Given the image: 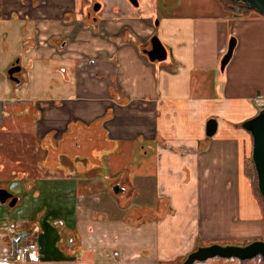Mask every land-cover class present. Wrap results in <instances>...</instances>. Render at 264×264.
<instances>
[{"label":"crops","instance_id":"1","mask_svg":"<svg viewBox=\"0 0 264 264\" xmlns=\"http://www.w3.org/2000/svg\"><path fill=\"white\" fill-rule=\"evenodd\" d=\"M168 1L0 0V147L22 166L2 167L0 188L19 200L0 202V264H159L264 240L242 126L264 106V15ZM153 35L164 60L145 52ZM123 144L140 156L125 201L112 190L122 179L88 181L95 154ZM22 238L36 250L17 260Z\"/></svg>","mask_w":264,"mask_h":264},{"label":"water","instance_id":"2","mask_svg":"<svg viewBox=\"0 0 264 264\" xmlns=\"http://www.w3.org/2000/svg\"><path fill=\"white\" fill-rule=\"evenodd\" d=\"M132 4L138 5V0H130ZM236 3H241L250 7L257 12L264 15V0H232ZM100 5L97 3L94 6L95 10H98ZM236 46V39L232 37L230 39L228 49L222 60V68L230 61L234 48ZM150 60H164L167 57V50L162 44L160 38L157 35L151 37V49L145 50ZM21 70V66L18 61L8 70L10 78L14 81H19L15 77V73ZM242 126L251 133L253 138L252 148V161L256 170L258 179V189L264 200V107L261 108L258 113L252 118L244 121ZM217 121L215 119L208 120L206 124L207 136H212L216 132ZM119 186L114 190L118 191ZM19 197L14 195L6 188H0V202L2 204H8L10 207H15ZM257 256H261L264 259V240H256L247 245H221L211 244L208 246H200L188 254L186 259L179 264H194L195 262H203L210 258H235L238 260H250Z\"/></svg>","mask_w":264,"mask_h":264},{"label":"rangeland","instance_id":"3","mask_svg":"<svg viewBox=\"0 0 264 264\" xmlns=\"http://www.w3.org/2000/svg\"><path fill=\"white\" fill-rule=\"evenodd\" d=\"M166 2H169V1L168 0H160V5L164 6L166 4ZM235 50H236V48H234V52H235ZM0 141H2V139ZM98 142H101V141H98ZM79 144H80V146H79L80 151L79 152L84 154V155L78 154L76 156L78 158L77 160L80 164H82L83 166H86L88 168V166L91 165L90 164L91 161H90L89 156L86 155L88 153L87 152L88 150L86 148V143H83V141L80 140ZM1 146H2V144H1ZM7 151H10V149H7L6 145H4V147H2V148L0 147V178H3V175H4V172L2 171V167L6 165V159L11 161L9 164H11V166H13V168H15L16 170L22 168V166L14 165V163L17 162L14 160V157L11 158V155L6 156L5 152H7ZM99 152L95 154V158H97V157L100 158L99 160L102 161V163H99V165H96L94 173L89 174V175H92V174L94 175L93 179L88 180V179H86V177H82L84 174L81 172H79V173L73 172V174L77 178H79L83 181L84 180H88L90 182L96 181L99 184L98 186H102V187L108 186L109 184L114 183L116 180L122 179L121 181L116 182L113 185H115L117 183H122L123 186H119L118 191H115L114 188L112 190H114V193L118 194V196L121 197L123 199V201H125L127 199V197L133 198V196H135L134 195V188H135L134 182H135L136 176H137V172L135 171V166H136L137 161H139L140 156H137L136 152L128 144H126V145L123 144V146L121 145L115 151L108 152V153L104 154L105 156L102 155V153H101V152H104L103 150H100ZM151 158H150V160H151ZM74 159H76V158H74ZM3 182L6 185V181H3ZM127 184H129L130 187H127ZM125 185H126V188H124ZM6 187H7V185H6ZM132 206H134V205L130 204V207H132ZM12 209H15V208H12ZM151 215H154V214H150V216ZM69 240H72L71 243H73V238H71ZM28 242H29L28 239L26 240V239L22 238V242H21L22 244H25ZM29 243H32V242H29ZM217 244H221V243H217ZM221 245H225V244H221ZM230 245H234V244H230ZM203 246H206V245H203ZM185 259L186 258L177 259L175 261H159V264H179V263L183 262ZM226 261H230V262H226ZM253 262H254L253 260H250L249 263L252 264ZM236 263H239V260L235 259V258L227 259V258L214 257V258H210V259L203 261V262H195L194 264H236Z\"/></svg>","mask_w":264,"mask_h":264},{"label":"trees","instance_id":"4","mask_svg":"<svg viewBox=\"0 0 264 264\" xmlns=\"http://www.w3.org/2000/svg\"><path fill=\"white\" fill-rule=\"evenodd\" d=\"M218 1L222 4L223 8L226 11H232V12H236L238 14H243V15H248L252 11H256L250 7H247L244 4L233 2L232 0H218ZM244 171H245L247 177L249 178V180L252 184V188L254 190V193L258 197V199L260 200V202L262 204L263 211H264V200H263V198L259 192V189H258L257 174H256V170H255L251 156L244 161ZM13 248L15 249L14 251H16V247H13ZM16 253L17 252H15L14 255ZM250 260H253L254 264H264V259L261 256H257L253 259H250ZM250 260H239V261H240V264H248L250 262Z\"/></svg>","mask_w":264,"mask_h":264},{"label":"built area","instance_id":"5","mask_svg":"<svg viewBox=\"0 0 264 264\" xmlns=\"http://www.w3.org/2000/svg\"><path fill=\"white\" fill-rule=\"evenodd\" d=\"M30 250H36V245L33 242L20 245L17 249L16 259L22 260L25 257L26 253Z\"/></svg>","mask_w":264,"mask_h":264},{"label":"flooded vegetation","instance_id":"6","mask_svg":"<svg viewBox=\"0 0 264 264\" xmlns=\"http://www.w3.org/2000/svg\"><path fill=\"white\" fill-rule=\"evenodd\" d=\"M117 186H120V184H119V183L115 184V185L113 186V188H115V187H117ZM71 242H72V240H69V242H68V243H69V245H71V244H72ZM28 243H29V242H28Z\"/></svg>","mask_w":264,"mask_h":264}]
</instances>
